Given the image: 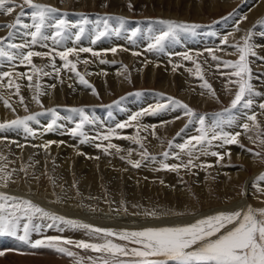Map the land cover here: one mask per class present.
I'll use <instances>...</instances> for the list:
<instances>
[{
	"label": "bare ground",
	"instance_id": "bare-ground-1",
	"mask_svg": "<svg viewBox=\"0 0 264 264\" xmlns=\"http://www.w3.org/2000/svg\"><path fill=\"white\" fill-rule=\"evenodd\" d=\"M18 1L21 2L24 0H15V3L19 4ZM41 1L42 2H40V4H44L52 8H54L58 3L56 0H41ZM58 1L62 2V3L60 2L58 3L60 4V7L65 9H68V7H70L69 0H58ZM81 1H82L81 4H83L85 7L87 6L92 8L94 5V0H81ZM105 1L111 3L112 13L117 15L116 17L118 18L119 21H115L117 22L116 24L115 22L114 23L112 22L114 25L111 24L112 27H110V30L107 32L106 35L102 36L99 40H96V35L99 31L102 30L103 25L100 28L94 22L91 24L89 22V25L87 23V25L83 27L84 32L82 35L79 32V27L66 28L65 33L62 37H56V39L53 40L51 37L55 36L56 30L51 25L55 23V20L57 18L66 19L67 23H69L70 20L74 21L73 17L71 16L66 15L65 17L64 15V18H62L59 17L60 16L59 12L54 13L53 18H50L48 21L49 26H46L44 29H42L44 36L49 38L38 39V41L44 44H48L50 47L52 46V48H50L52 49L51 51H46L47 49L41 50V46H40L42 45L41 43H39L40 47L37 46L38 43H36V45L31 44L30 43L31 40H29L28 37L27 39L25 38L22 39L26 35L28 36L30 31H34V29L31 28V25L33 23L31 13L33 9L29 11V14H27L28 11L24 10V15L21 17V23H20L23 26L24 23L29 22L30 30H26V28L20 29L16 27H11V28L7 27V25L15 24L16 18L20 15L21 8L15 7L14 11L11 14H6L3 11H0V38L3 37L4 35H9L8 37L9 42L5 43L3 41L4 44L2 46V43H0V47H3L8 52H14L17 55V59L15 61H9L7 60V58H0V82L2 83V85L0 86V93L9 94V96H7L9 97V100L7 99V101L8 104L10 103L11 105V107L6 106V104L4 103L5 98L2 96V94H0V123L10 122L12 120L19 119V117L24 118L28 114V109L26 106V104L28 103L31 105L30 109L33 110L37 109L39 103L37 102L38 96L37 97L35 96L37 93L46 94L47 97L43 95L41 96V98L43 99V101L46 102L47 105H50L53 103V101H55L57 97L58 98L63 97V96L61 97L60 95L50 96V94H63V95L88 94L87 97H89L91 94L94 95L97 93L103 95L109 94L110 90H113L114 92L113 94H123L127 89H129L132 86V82H135L136 85H141V83L144 82L146 83L147 81L149 84L157 83L158 87L160 88L158 89L159 91H161L160 93L159 92L156 93L157 95L158 94L170 95L175 93L177 94L178 92H180V94H183L182 96L184 97V100L187 101L189 105H193L197 103L203 105L204 103H207L210 100L209 94L212 93L205 91L203 87L204 83L197 82L198 80L197 81L195 80L196 76L197 77L200 76L199 73L194 71L195 74H190L185 70L193 69L194 64H196L197 62L203 64L204 65L203 70L201 69L202 71H200L202 76L204 74L205 77L207 78V81L215 82L213 87L218 92L226 93L223 92V89L228 88L230 89V91L231 89L234 90L235 87L233 86V83H230L229 81L230 79L235 80V77H229V75H227V73H230L231 70L223 67L221 62L223 59L231 60V58L233 59L234 56L238 55L237 49L233 48L234 42H239V44L243 46L244 38L245 36L248 35L250 37L249 43L252 45L253 51L255 52L254 56L264 57V28L259 29V32L248 31L251 29V27H253L255 22H257L259 19H263L264 0H249V6L251 7L253 6V7L251 9L249 8L250 9V10L248 9L249 11L245 9L246 11L245 14L247 16V17L245 16L246 17L245 26L242 25L243 22L242 23L240 22L241 24L239 27V24L238 23L236 24L237 17H235L234 20L232 19L228 23H226L225 27L224 25L219 26V28L215 30L216 31V33H214L215 37L213 38L212 36L211 38L206 37L203 41H201L203 43L199 42L194 37H191L193 34L187 35V32L180 31L178 40L175 42L167 43L165 45V49L163 52H149L148 50H146L145 52L143 51V49H147L148 44L151 43V37L159 34V31L165 27L164 25L162 24L156 25L153 30L150 29V27H148V25L146 24L147 26L146 25L142 26L140 29L136 28L139 29L140 31L137 32L136 36H131V33L135 30L130 25L126 24L127 23L126 17L127 18L130 16L133 17L132 14H130V12L128 14L125 12L123 13L121 11L123 4L119 0H105ZM136 1L145 4L149 3L148 5L151 6H152L151 2H154V0H136ZM206 1L209 2V4L207 3L209 5V9H212L210 11L213 12L218 7L217 6L219 2L218 0H156L155 3L158 4L160 7L158 9H151L150 6V8H148V10L145 11V13H148V15L146 14L148 17H152V13L155 11L161 17H165L164 18L165 21L168 20L171 21L174 19H181V18H189L190 14H194L196 16L200 15V13L204 11L203 2ZM233 4L234 3L232 0H226L222 3V6L225 9H229L232 7L231 5ZM163 9H165L166 11ZM183 15H186V17H184ZM119 18H123L124 21L123 25L125 24L124 27H121V21ZM194 18L195 17H193V19ZM195 20L198 21L200 19L196 17ZM260 25H262V23H260ZM20 30H22L23 33H20ZM201 31H204L203 35H205L207 30L200 29L198 31L199 32L198 34H200ZM77 35H80V39L78 41L76 40ZM225 37L228 38V44L223 43ZM9 44H23L25 45V48L28 46L29 47L28 49H30L31 51H36L40 53H49V54L53 52V55H54V51L58 54L59 52L65 51L69 48H76L77 50L81 48H91L93 52L99 53V55L91 56L92 55L91 52H82V51L70 55L68 59L73 61L77 65L75 71H70L69 69L64 68L63 66L64 61L61 60L59 55H56V53L53 61L50 60V58L48 60L47 59L48 56L33 57L32 60L35 65V68L36 66L38 68L40 66H43L42 63L44 64V67H42L43 73H41L40 75V72L38 73L33 68L30 69L25 68L26 65L24 67L17 68V64H21V53H26L27 51L26 50L24 51L23 49L9 48L8 47ZM217 44H218V48L216 49ZM124 47L129 48L134 53H141L142 57H140L139 55L138 56L132 55V53L131 54L122 53ZM113 48H116L115 53L111 51V49ZM221 48L223 49L221 50ZM208 49H213V52L207 51ZM102 51H104L105 54H103ZM223 51L226 52V54L221 56V54L219 53H222ZM180 53L181 54L189 53L192 55L193 59L189 61V60H184L182 56H180L179 58L176 57ZM213 55L217 57L216 60L212 59ZM173 56L175 58H173ZM84 61H87V63H85ZM101 61L104 62L102 63ZM122 61L123 63H126V68L124 69H121L119 65V62L122 64ZM53 63L55 64V68H53L52 66ZM180 63L183 64L182 67L179 65ZM210 65L212 68L210 67ZM217 65L220 66L217 67ZM206 67L207 69H205ZM256 67L259 68L260 66L259 67L256 66ZM262 69H263L262 71H264V67H262ZM14 70L17 72L16 74L14 73L15 75L12 74L11 77L2 76L3 73L5 72L13 73ZM76 72H79V74L83 76L86 80L93 83V88L81 84L79 77L76 75ZM21 73H23L24 75L20 76L19 74ZM224 74H226L227 77L220 78ZM37 75H38V80L42 82L40 88H37L34 84L35 79L37 80ZM28 76L32 77L31 81L27 79ZM9 80L13 82V85L16 83L20 85L18 94L22 95L23 101H25L24 105H20V104L17 105L18 102H21L19 98L20 95L19 96L14 95L17 94L14 86L12 88H9L7 86ZM261 83H264V79L259 80L257 77H255L252 85L255 90H259L260 93H263L264 86H262ZM71 96L73 97V95ZM201 96L202 99L198 100L199 98H201ZM166 97L167 96H165L164 98ZM79 98L80 99L78 100H82L81 96H79ZM257 98L259 100L263 99L262 96H257ZM92 99L94 101V96ZM259 104L260 103H258V106ZM252 111L243 108L241 109V111L237 113V115H239L238 116L239 118L235 117L236 115H231L235 117V122L231 126L225 124L224 126L225 131L236 132L239 129L243 130L239 125L243 123H248L247 116L248 114L251 115ZM138 112L141 111L138 110ZM183 113L184 111L180 108H177L175 112H172L170 114V119L176 120L177 117H179V119H177L176 122L171 121V123H170V119L169 120L164 119L165 116L159 117V120L156 119L157 117L152 118L150 120H154V122L156 121V123L153 122V124H156L154 125L156 127L152 128L151 127L153 126L152 122H148L147 124H145V126L143 125L144 127H141L143 131L140 130L139 128H138L139 131H137V129L134 130L129 128L116 129V135L112 139L115 140L114 144L117 145V148H119L120 150L119 151H117L116 149L110 150L112 152L109 151L105 152L104 149L98 150L95 148V144H96L95 140L94 141L91 140L90 137L88 136L92 134L91 129H86V128L85 130L83 129V131L87 134V136L90 139L88 140V142L82 143L81 142L83 140L82 136H72L70 134L71 129L75 126L69 125V123H67L68 121L67 122L65 121V124H61L58 123L60 121L59 120L57 122L54 131L51 132L46 131L47 125L50 124L53 120V117H51L50 115H43V114L35 115L36 123L32 124L33 121L29 122V126L36 133L35 136L25 132L23 127L0 130V168L4 170L3 172H0V176L5 177V179H0V192L10 196L18 197L20 199L30 200L36 206L41 207L45 211L50 212L54 215L62 216L66 220L70 219L80 224H88L91 225L92 227L111 229L116 232H121L124 230H128V231L143 230L145 228L158 227V226H178V225L187 224L186 221L177 222L174 219H170V220L168 219L167 221V220H161V218L158 219L153 217H151L153 219L148 217L150 218V220H148L147 222H143L145 218L147 219L146 213L151 212L152 209H149V207L143 209L140 206L139 208L143 209L141 211V209L136 208L138 206L137 200H139L140 196H136L135 198L134 197L130 198V200H126L124 197V190L126 189L128 182L132 181V183L134 184V182L138 180L137 178H139V176H142L141 174H143V176L147 175V177L154 176L155 178L162 177L164 175L162 180L167 181V184H169V188L171 190H173L175 193H178V191L182 192L181 189L183 188L181 186L179 187L180 180L177 177H175V175H172L173 173L172 174L157 173L156 170L158 169V166L161 165L160 163L163 164L164 161L161 158L160 159L152 158L150 160H147V158L145 157H144L145 159L142 158L140 155L141 153L137 152L132 142L137 144L136 140H139L140 143L144 144L143 140H145L146 141L145 144H147L145 147H147V149L149 147L151 153L160 154V151L161 153H163L162 151H164V148H167V145L165 147V145L161 142H163V139L171 137L172 135L171 136L168 135L172 134V132L176 133L175 132L176 128L177 129L179 128V130L182 128L181 121L184 118L182 116ZM229 116L230 115H228L225 119H228ZM64 118L66 119L67 117L64 116ZM74 119L77 118L74 117ZM62 120L64 119L62 118ZM115 127L114 125L108 127L103 126L101 129L97 127L99 128V130L97 131L94 130L93 133L103 135L106 134L110 129H115ZM194 131L195 130H193V132ZM182 132H183L182 133L183 137H181V139H178V141L175 142L174 145L175 147L172 148V155L174 156V158L166 162H168L167 164L169 165L187 163L188 159L190 158H192L194 161L198 160L200 158L198 157L200 154H202L201 159L208 158V160L205 161L206 168L205 167L204 169L200 168L199 172L195 173L194 176H192L194 177L196 184L200 183V186H202L201 183L203 182V178L205 177V174L202 175L200 173H209L210 170H214V169L216 171V175L218 176V179L219 178L221 180L223 179L225 182L226 180L227 182H229L230 178L231 181L235 179L237 180V178H239L240 180L242 176L241 172H236V169L234 171V168L227 169L228 171L226 172V174H224L225 172L223 173V171H226V169L222 170L224 167L223 166L220 167V165L215 166L214 163L216 162L217 164V160L219 161V159L217 158V156L211 155L210 154L211 152H219L220 154L222 153L221 155H223L224 153L226 152L228 153L229 151L230 155L233 154V156L237 160L241 162L243 161L245 163L244 166L245 168L254 169V170L257 169V162H255V160L251 162L250 161L251 159L250 160L245 159V157L242 156V152L241 153L239 152V154L235 153V150H237L236 145L231 148L232 150L231 151L230 149L228 150V147L226 148L225 145L221 147L220 141L215 142L213 149L211 148L212 149L211 151L207 149L208 155L203 153V150L204 152H206V150L202 148L203 150L193 152L192 157H189L186 150L185 151L181 150L179 147H177V145L184 144L189 139L190 135L193 136V133L191 132L190 128L189 131L188 129H186V130H182ZM241 133L246 134L250 138L248 132L242 131ZM140 134H142V136H140ZM252 134H254V132ZM195 135H199V132L196 131L194 133V136ZM187 136L189 137L187 138ZM119 137H125V138H119ZM243 142L246 143L247 145L248 144L254 145L253 142L250 143L247 139H243ZM20 145H23V147H20ZM42 145H48V147L47 148L40 147ZM122 154L124 155V157H122L123 159L121 157L118 158V155L121 156ZM126 155H129L128 159L125 158ZM185 155L187 161L185 159ZM175 156H177L178 158L183 157L184 159L179 161L176 160L177 157ZM255 157H253V159ZM130 161L138 162L140 164V167H134L133 163H130ZM244 163H242V165ZM208 165L213 166V168L208 167ZM134 168H137V170L138 169L139 170L137 171L135 169L136 170L135 171ZM180 169L182 170L183 168ZM182 171L184 172V170ZM9 176L10 178H7ZM186 176L187 175H185V177ZM159 179L160 178H158V180ZM164 181H162V183ZM159 183L162 184L161 182ZM154 184L158 185L156 183ZM150 185L155 186L149 183V186ZM5 187L7 189L6 192H4ZM151 189L149 188V190L151 191L156 190V188H151ZM247 189L248 190L246 191H249L248 193L254 196L253 192L255 191L254 190L251 191L249 186L247 187ZM141 190L142 189H139L138 191ZM226 190L228 191L227 188ZM233 191L235 190L233 189ZM131 193L138 195L137 189L135 190L132 188ZM171 194H173V192ZM144 195H146V193ZM41 196H43L45 199L44 198L42 199ZM167 197L168 196H166V198ZM245 208L246 206H244V208L242 209ZM145 210L148 211L145 212ZM153 210L157 211L155 209ZM144 215L146 217H144ZM34 222L39 225V230L31 233V239L33 241L36 239H43L45 237L57 236V237H61L62 239H70L73 241L84 240L90 242H98L96 241L95 236L90 234L88 229L72 227L60 222H56L54 226L49 227L48 225L52 224L53 222L51 220H48L47 218H43V219L37 218L35 219ZM142 227L144 228L141 229ZM113 239L114 242L124 243L122 241L115 240V238ZM62 246L68 248L69 251L76 253V256L75 257L68 256L66 254L59 253L52 248L41 247L39 249H34L30 246V244H24L23 242L17 239L13 241L7 239L6 236L0 237V252H3L4 254H8V259L10 261L21 259L20 257L22 256V254L31 255L34 253L36 254L40 253V255L48 254L47 256H49V253L52 251L53 253L50 256L51 258L46 257L49 260L47 259H44L43 261L41 260L43 262L41 264H74L75 260H79L80 258L87 259L89 256L92 258L95 257L94 255L87 253L91 251H86L83 249L76 248L74 244L62 245ZM15 249H19L22 253L20 252L21 253L20 254L19 251ZM11 250H15L16 253L11 252ZM79 250H83L85 252H80ZM29 257H28V262L23 264H36V261L34 262L33 260H30Z\"/></svg>",
	"mask_w": 264,
	"mask_h": 264
},
{
	"label": "snow or ice",
	"instance_id": "snow-or-ice-1",
	"mask_svg": "<svg viewBox=\"0 0 264 264\" xmlns=\"http://www.w3.org/2000/svg\"><path fill=\"white\" fill-rule=\"evenodd\" d=\"M24 4L33 9L31 17L33 23L31 28L34 31H30L31 44H36L38 39H48L44 36L42 29L48 25L50 18H53V14L58 10L50 6L34 3V0H24ZM24 4H16L15 0H0V11L6 14H11L15 7L21 8L20 15L16 18L15 24L7 25V27H15L21 23V17L24 15ZM121 21V27H123V18H119ZM246 19V17H245ZM84 23H87L85 20ZM160 24L165 27L159 31V34L151 37V43L148 44L147 50L149 52H163L165 45L169 42H175L178 40L179 32H191L200 27L195 24L176 23L174 21H159ZM25 28H29L28 24L23 25ZM55 28V36L51 37L53 40L56 37H62L65 33V29L69 27L65 19H56L55 23L51 25ZM108 30V21H104V31H99L96 35V40H99L106 34ZM118 31V30H117ZM139 29L132 32V36H136ZM79 32L82 35L84 28L80 27ZM11 35V34H10ZM80 39V35L76 36V40ZM250 37L245 36L243 46L240 44L233 45L240 53L239 59L233 61H222V66L232 69L230 73H227L229 77H235V80L230 79V83L237 85V91L234 98L231 100L230 108L225 109V113L231 114L232 110L237 109L238 106H242L244 109H251L253 107V96L264 95L260 92L254 91V87L251 83V69L248 64V56L255 55L252 45L249 43ZM95 42V41H93ZM224 44H228V38L223 40ZM9 48L23 49V44H9ZM79 51L91 52L94 56L99 53L93 52L91 48H81ZM113 53L116 52V48L111 49ZM207 51L213 52V49ZM76 48H69L65 51L58 53L61 60L64 61V68L70 71L76 70V63L69 60V56L76 53ZM49 53H40L36 51H27L21 53V63H27L31 65L35 71L39 72L40 69L35 68L32 64V58L37 56H47ZM134 55H140V53H134ZM184 60L191 61L192 55L189 53H182ZM0 58H7L9 61H15L17 55L14 52H8L3 47H0ZM213 60H216L215 55L212 56ZM87 63V61H84ZM102 63L104 61H101ZM53 68L55 64L53 63ZM220 65H217L219 67ZM197 73L200 71V65L196 64ZM58 71V70H57ZM47 74V73H45ZM23 76L24 74H19ZM79 77L80 83L88 85V81L76 72ZM3 77H11V72H5ZM27 79L31 81L32 77L28 76ZM9 88L14 86L16 93H19L20 85L18 83L13 85L11 80L8 81ZM90 86V85H89ZM203 86L215 96V91L211 88V85L204 82ZM54 87V86H53ZM168 103H158L155 107L145 109L141 112H137L131 115L129 121L118 123L115 129H110L106 134L98 137L104 141H110L116 135V129H125L133 126L132 121H137L139 117L145 114H156L168 108L171 104L175 108L184 110V115L195 118L199 124L197 131L199 135L190 137L184 144L178 145L181 150H186L189 157H192L194 151L203 150V147H211L213 141H220V146L240 144L239 137L241 132H229L225 131V124L231 126L235 122L234 116H229L225 119L223 114H218L217 118L209 127L206 123V117L199 116L192 108L187 104L174 98H167ZM21 103L23 97H20ZM37 102H39L37 97ZM6 106L11 107L8 101L5 100ZM259 107L264 110V103H260ZM53 115V120L47 125L46 131H54L57 125L58 114L55 109L50 110ZM72 112L78 113L81 116L80 122L71 129L72 136H82V143L88 142L89 137L83 131L85 124H90L93 121L85 114L83 108L71 109ZM179 119V117H177ZM36 120L35 115H30L22 119L12 120L8 123H0V130L12 129L23 127L24 131L30 135L35 136V132L29 126V122ZM247 120L256 124L257 117L253 113L247 116ZM245 132L249 129V123H243L239 125ZM137 131H139L137 129ZM211 134V135H210ZM125 138V137H119ZM140 143L139 140H136ZM264 143V141H261ZM99 147V145H97ZM243 147V145H240ZM23 147V145H20ZM40 147L47 148L48 145H42ZM140 147L143 148V144L140 143ZM171 147V145H170ZM110 148H114L117 151V145L109 143L104 148L105 152H108ZM249 151H251L249 149ZM213 156L223 159V155L219 152H211ZM230 155V153H226ZM142 157L148 155L145 149L141 153ZM256 155H259L258 153ZM163 156L167 158L168 152L163 153ZM178 158V157H177ZM198 158V157H197ZM134 167H140L138 162H131ZM201 167L202 165H195L193 159L190 158L187 163L169 165L163 164L165 170L178 171L180 168ZM211 167V165H208ZM4 170L0 168V172ZM7 178H10L7 177ZM0 179L5 177L0 176ZM264 182V174H261L257 178V184ZM259 191L264 192V188H259ZM154 215V214H153ZM37 218H47L53 223L48 225L54 226L56 222H60L72 227L88 229L90 234L95 236L96 241H73L70 239H62L57 236L45 237L43 239H31V233L39 230V225L34 221ZM8 236L13 237L24 244H30L32 248H52L59 253L66 254L68 256H76V253L69 251L68 248L62 245H73L76 248L100 253L101 255L97 259L88 257L91 264H264V209H255L251 206L242 210L234 211H221L213 215H207L202 218L196 219L194 223H188L178 226H163V227H150L143 230L128 231L124 230L116 232L111 229L92 227L88 224H80L74 220H66L62 216L54 215L45 211L43 208L36 206L30 200L20 199L15 196H10L0 192V237ZM122 241L124 243L114 242V239ZM129 245H132L131 247ZM0 252V255H3ZM128 258V259H124ZM77 264H83V258L77 261Z\"/></svg>",
	"mask_w": 264,
	"mask_h": 264
},
{
	"label": "rangeland",
	"instance_id": "rangeland-1",
	"mask_svg": "<svg viewBox=\"0 0 264 264\" xmlns=\"http://www.w3.org/2000/svg\"><path fill=\"white\" fill-rule=\"evenodd\" d=\"M56 1L58 3L60 2L58 0H56ZM119 1L123 4L122 5V9H124V10L121 9V11L123 13L125 12V13H128L129 14V12H130V14H132L133 17H131V16L128 17V18L126 17V22H127L126 24L130 25L132 28H134V30H136V28H139L140 29L142 26H145L146 24L148 25V27H150V29H153L154 30V28H155L156 25H160L159 21L164 20V18H165V17H161L160 15H158V13L155 12V11L152 13V17H148L147 16L148 13H145V11L148 10V8H150L151 5H148L149 3L148 4H145V3L137 2L136 0H132V1L131 0H119ZM155 1L156 0H154V2H151V4H152L151 9H158L160 7L158 4L155 3ZM218 1H219L218 4H217L218 7L213 12L210 11L212 9H209V5H208L209 2L206 1V2H203V7H204L203 10L204 11H202L200 13V15L196 16L194 14H190L189 15V18L174 19V20H171V21H174L176 23H179L180 22V23L195 24V25L199 24L200 27L196 28L194 31L187 32V35H192L193 34L191 37H194L199 42L203 41L206 37H209V38H211V36H212V38L215 37L214 36V33H216L215 30H217L219 28V26H222V25H224V27H225L226 23H228L232 19L234 20L235 17H237L236 18V24L238 23L239 24V27H240V24L242 22L244 23V24L242 23V25L245 26V21H246V19H245V16H246L245 9L248 10L249 8L251 9L253 7V6L252 7L249 6V0H232L234 4L231 5L232 7L229 8V9H225L222 6V3L224 1H226V0H224V1L223 0H218ZM37 2L40 3L42 1L41 0H34V3H37ZM69 2H70V5H69L70 7H68V9H65V8L60 7V4H58V3L54 7L55 9L58 10L57 12L60 13V16L59 17L64 18V15H65V17H66V15L73 17L74 21H71V20L69 21V23H68L69 27L68 28H72V27H79L80 28V27H84L85 25H87V23L89 25V22H90V24L94 22L100 28L103 25L102 30L104 31V21L107 20L108 21V30H107V32H108L110 30V27H112V25H114L113 23L115 21H119L118 18L116 17L117 15L114 14V13H112V5L108 1L106 2L105 0H94V5H93L92 8L87 7V6L85 7L83 4H81L82 3L81 0H69ZM127 2H128V4H127ZM60 3H62V2H60ZM204 3H206V4H204ZM220 3H221V5H220ZM19 4H24V1L19 2ZM24 10L28 11L27 14H29V11H31L32 9L30 7H28L26 4H24L23 11ZM163 10H165V9H163ZM183 16L186 17V15H183ZM193 17H195V18L198 17V19H200V20L197 21V20H195V18L193 19ZM113 19H115V20H113ZM85 20L87 21V23H84ZM98 20H100V21H98ZM168 21H170V20H168ZM193 22H195V23H193ZM116 23L117 22H115V24ZM260 23H262V25H260ZM24 24L30 25L29 22H26ZM124 25H123V27H124ZM234 25H232V26H234ZM262 26H264V17H263V19H259L257 22H255V24L253 25L254 28L251 27V29L248 30V31H252V32L253 31H258L259 32V29L264 28ZM15 27L16 28H20V29L25 28L24 26H22V24L16 25ZM200 29H206L207 30L206 31V34L203 35V32L204 31H201L200 32V34L202 33L201 35L198 34L199 33L198 31ZM26 30H30V28H26ZM21 31L22 30H20V33H23V31L22 32ZM107 32H106V34H107ZM248 33H250V32H248ZM208 34H209V36H208ZM131 36H132V33H131ZM8 37H9V35H4L3 37L0 38L1 39L0 40L1 42L0 43H2V46L4 44L3 41L5 43L6 42H9V40H8L9 38ZM27 37L29 38V40H31V37H29V35L28 36L26 35L22 39H24V38L27 39ZM37 43H38L37 46H39V43L42 44V45H40L41 46V50H46V49H47L46 51H51L52 50V49H50V48H52V46L50 47L48 44H44V43H42L40 41H38ZM201 43H203V42H201ZM237 44H239V42H234L233 45H237ZM34 45H36V44H34ZM28 48H29L28 46L26 48L24 47L23 50L24 51L25 50L26 51H29L30 49H28ZM217 48H218V44L216 45V49ZM233 48L236 49L235 47H233ZM222 49L223 48H221V50ZM146 50L147 49H143V51H145V52H146ZM55 53L56 52L54 51V55H53V52L50 55H47L48 56L47 59L49 60V58H50V60L53 61L54 58H55ZM77 53H79V50H77ZM102 53L105 54L104 51H102ZM122 53H125V54H131L132 53V55H134V52L131 51L129 48H126V47L123 48ZM180 54H178L176 57L179 58L180 56H182ZM219 54H221V56H223V55L226 54V52L223 51L222 53H219ZM237 54L238 55L237 56H234L233 59L231 58V60H229V59H223L222 61L229 60V61L235 62V61H237V59H239L240 53L238 52ZM56 55H58V54L56 53ZM91 56H93V54ZM139 56L142 57V54L140 53ZM174 56H175V54H174ZM174 56H173V58H175ZM182 63L179 64L181 67L183 65ZM32 64H34L33 63V60H32ZM196 64H199L200 65V71H202L204 65L203 64H200L198 62ZM196 64H194V68L193 69H188V70H185V71L188 72V73H190V74H195L194 71L197 72V70H195L196 69ZM248 64H249V67L251 69V76H252L251 83L254 82L255 77H257L259 80L260 79H264V71H262L263 70L262 67H264V57L263 56H256L255 57L253 55L252 56L249 55L248 56ZM25 65H26L25 68H27V69L32 68V66L31 65H28L27 63L17 64V68L24 67ZM42 65L43 66H40L41 68L40 67L38 68L36 66L37 69H40V71H39L40 72V75H41V73H43L42 67H44V64L42 63ZM119 65H120L121 69L126 68V63H123V61H122V64L119 62ZM256 66H258V67L260 66V67L257 68ZM210 67H211V65H210ZM205 69H207V67ZM230 70L233 71L232 69H230ZM200 71H199L200 76H198V77L196 76L195 77V80L196 81L198 80L197 82L204 83L205 81H207V78L205 77L204 74L202 76V74H201ZM14 73L16 74L17 72L14 70L12 74H14ZM262 75H263V77H262ZM225 77H227L226 74H224L220 78H225ZM37 83H38L39 86L37 85ZM207 83L210 84L211 85V88L215 91V96H213L212 94H209L210 100L208 101L209 103L207 102L208 104L207 103H204L203 105H201V104H198L197 103V104H193L194 106L193 105H189L188 102L184 100V97L182 96L183 94H180V92H178L177 94L175 93V94H170V95H168V94H166V95L165 94L164 95L158 94L157 95L156 93H158V92L160 93L161 92V91H159L160 88L158 87V84L157 83L149 84L148 81L146 83L145 82L144 83H141V85H136L135 82H132V86L129 89H127L125 91V93H123V94H113L114 93L113 90H110L109 91V94H104V95L103 94H99V93L96 92L97 94H94V95L91 94L89 97H87L88 94H64V95L63 94H50V96H52V95H60L61 97L63 96L62 98H58L57 97L55 99V101H53V103L50 104L52 106V108H51L50 105H47L46 102L43 101V99L41 98V96H43V95L46 96V94L37 93L35 96L36 97L38 96V100H39L38 108L35 109V110H33V109H30L31 105L29 103L26 104L27 109H28V114L25 117L30 116V115H42V114L43 115H50L51 117H53V115L51 114L52 112L50 110L55 109V111H56V113L58 114V117H59L57 119V122L60 120L58 123L65 124V121L66 122L68 121L67 123H69V125L75 126L77 123L80 122L81 116L78 113L72 112L71 109H74V108H83L85 114L91 120L93 119L92 120L93 122L90 123V124H85L83 129L84 130H85V128L86 129H91L92 134H90L88 136L90 137L91 140H93V141L95 140V142H96L95 148L98 149V150H102L105 147H107V145L109 143L114 144V141L115 140L114 139H111L110 141H104L102 139H99L98 137H101L102 134L93 133L94 130L97 131V130H99V128L101 129L103 126L104 127H108V126L114 125V127H115L118 123H123L124 121L127 122V121H129L131 115L137 113L138 110L139 111H143V109L145 110V109H148L149 107H150L149 108V110H150L151 108L155 107V105L158 104V103H165L166 104L168 102V99L167 98H169V97L170 98H174L175 100H179V101L183 102L184 104H187L199 116L206 117V123H207V125L209 127L214 122V120L217 118V115L218 114H223L224 118H226L228 115H236L235 117H238L239 115H237V113L239 111H241V109H243L242 106H238L237 109L232 110L233 113L231 112V114L224 112L225 109L230 108L231 100L234 98V95H235L236 91L238 90L237 89V85L233 83V86L235 87L234 90L231 89V91H230V89L226 88V89H223V92H226V93H222V92H218L213 87V85L215 84V82L207 81ZM34 84H35V86L37 88H40L41 85H42V82L38 80V75H37V80L35 79V83ZM263 84L264 83H261L262 86H264ZM1 85H2V83L0 82V86ZM87 86L90 87V88H93V83H91L90 81H88V85ZM204 89H205L206 92H210L209 89H206L205 87H204ZM254 91L259 92V90H255V89H254ZM0 94H2V96L5 98V100H7V99L9 100V97H7V96H9V94H4V93H0ZM262 94H264V92ZM14 95L19 96L20 94H14ZM69 95H70V97H69ZM71 95H73V97ZM76 95H78V96H76ZM140 95H141V97H140ZM79 96H81V99L82 100H78V99H80ZM93 96H94V101L95 102L92 99ZM165 96H167V97L164 98ZM260 96H262L263 99H260L259 100L257 98V96H253L252 97L253 103L254 102L255 103L253 104L252 109H249L251 111L254 109L251 112V114H253V113L256 114L257 123H258L259 127H257L255 123L248 121L249 127L252 126V127L249 128L250 130L247 131L249 133V135H250V138L246 134L241 133L240 137L238 138L239 141H240V144L225 145L226 148L228 147V150L229 149L231 150V148L236 145V149L237 150H235V153H238L239 154V152L240 153L242 152V156H244L245 159H249V160L251 159L250 160L251 162H253L255 160V162H257V169L254 170V169H247V168H245L244 167L245 166V163L243 161L241 162V161L237 160L233 156V154L227 155L226 154L227 152L223 154V157L224 158L222 160L219 159V157H217L219 159V161L217 160V164H216V162L214 163L215 166H219V165H220V167L223 166L224 168L222 170L226 169V171H223V173L225 172L224 174H226V172L228 171L227 169H231V168H234V171L236 169V172H241V175L242 176H241V179L240 180H239V178H237V180L235 179L233 181H231V178H230V181L229 182H227L226 179H225L226 182L223 179L221 180L220 178H219L220 179L219 180L218 179V176L216 175V171L214 169V170H210L209 173H200L202 175L205 174V177L203 178V182H202L203 184L201 183L202 186H200V183H197L196 184L195 179L192 176H194L195 173L199 172L200 168L204 169V167H205V161L208 160V158L201 159L202 154H200L198 156V157H200L198 160H195V161L193 160V163L195 165L196 164L197 165H202L204 163L203 166H201V167H193V166L191 167L190 166L187 169L186 168H183L182 170H184V172L181 169H179L178 171H174V172L173 171L170 172V170L163 169V164L168 163L166 161H170L171 159L174 158V156L172 155V148L175 147L174 146L175 145V142L178 141V139H181V137H183L182 136V133H183L182 130L188 129V131H189V128H190V130H191V132L193 133V136H194V133L199 128V124L195 120V118L187 117V116L183 115L184 113L182 114V116L184 118L181 121V127H182L181 129L182 130L181 129L179 130V128L178 129L176 128L175 129L176 130L175 131L176 133L172 132V134H169L168 135V136H171L172 135L171 137H168L166 139H163V142H161V143H163L165 145V147L167 145V148H164V151H162L163 153H165V152H168L169 153V156L167 158H165L163 156V153H161V151H160V154H153V153H151L149 147H148V149H147V147H145L147 145V144H145L146 143L145 140H143V142H144V144H143L144 147L143 148L140 147V143L135 144V143L132 142V144L135 146V149L137 150V152L142 153L145 149L147 150L148 155L145 157V158H147V160H150L152 158L153 159H160L161 158L164 162H163V164L160 163L162 166L161 165L158 166V169L156 170L157 173H160V174H162V173L163 174H167V173L172 174L173 173L172 175H175V177H177L180 180V182H181V183L179 182V187L181 186L183 188V189H181L182 192H179L178 191V193H175L173 190H171L169 188V184H167V181L166 180L165 181L162 180V178H163L164 175L162 177H158V178H160L158 180L157 177L156 178L154 176L147 177V175L146 176L144 175L145 176L144 177L143 174H141L142 176H139V178H137L139 181L136 180L137 183L134 182V184H133L132 181H129L130 183L128 182V185H127L126 189L124 190V197H125V199L126 200H130V198H133V197L135 198L136 196H140L139 200H137V205L138 206L136 208H139L141 206L143 209L144 208H148V207H149V209H152L151 212H147L148 210H145V212H147L146 213L147 214V219L145 218V220L143 222H147L148 220H150L151 217H153V218H158V219L161 218V220H167V221H168V219L169 220L170 219H174L177 222L178 221H186L187 224H188V223H194L196 221V219L202 218V217L207 216V215H213V214H216V213L221 212V211L242 210V208H244V206H246V207L251 206L253 208L255 207V209H264V193L261 192V191H259V188H264V182H261L259 185L257 184V178H258V176L261 175V174H264V143L261 142V141H264V115H263L264 114V110L262 111V109L258 106V103H264L263 102L264 96L263 95H260ZM20 97H22V95H20ZM65 97H67V98H65ZM74 98H76V99H74ZM200 99H202V96L198 100H200ZM44 100H46V99H44ZM164 100H166V101H164ZM75 101H77V102H75ZM96 101H98V102H96ZM24 103H25V101H23L22 103L21 102H18L17 105L18 104L24 105ZM86 104H88V105H86ZM145 106H146V108H145ZM43 108H44V110H43ZM135 108H137L138 110L135 109ZM40 109H41V111H40ZM176 109L177 108H175L174 106H172L171 104H169L168 105V108H166V109H164V110H162V111L159 112L160 114L158 112L156 114H145V115H143V117L142 116L139 117L137 121H132L131 123H132L133 126L128 127V128L129 129H134V130H136V129L139 128L140 130H142L141 127H144L145 124H147L148 122H152V125L153 126H151V127L152 128H155L156 126H154V125H156V124H153L154 120H150V119L157 117L156 119L159 120V117L165 116L164 119L169 120L170 119V114L172 112H175ZM257 109H260V110H257ZM130 110L133 111V112L135 111V112L133 113ZM127 111H129V112H127ZM234 113H236V114H234ZM126 115H127V117H126ZM248 115H250V114H248ZM64 116L67 117V118L65 119ZM111 116H113V117H111ZM115 116H117V117H115ZM74 117L77 118V119H74ZM128 117H129V119H128ZM243 117H246V116H243ZM20 118H22V117H19V119ZM62 118L64 120H62ZM115 121H118V122H115ZM171 121L172 122L173 121L176 122L177 119L176 120L170 119V123H171ZM4 123H8V122H4ZM34 123H36V120H33L32 124H34ZM37 123H38V121H37ZM139 123H140V125H139ZM154 123H156V121ZM61 124H60V126H61ZM97 127H99V128H97ZM196 127H197V129H196ZM192 128H194V129H192ZM193 130H195V131L193 132ZM238 131L242 132L244 130H240L239 129ZM135 132H137V131H135ZM251 132L252 133L254 132V134H252ZM140 136H142V134H140ZM188 137L189 136H187V138ZM190 137H192V136L190 135ZM243 139H247L250 143L253 142L254 145H252V144L251 145H249V144L247 145L246 143L243 142ZM15 140H17V139H15ZM215 142L216 141H213L212 142V146L211 147H203V146H201L203 149L206 150V152H204V150H203V153L204 154H207V149L211 151L213 149V146H214ZM255 142H256V144H255ZM241 144L243 145V147L240 146ZM97 145H99V147ZM170 145H171V147H170ZM238 146L240 147V149H239ZM177 147H178V145H177ZM113 149L114 148H111L108 151L109 152H112L110 150H113ZM140 149H141V151H140ZM249 149L251 151H249ZM210 151H208V152H210ZM194 152H196V151H194ZM228 153H229V151H228ZM257 153L259 155H256ZM250 154H252V155H250ZM119 157L122 158V157H124V155L123 154L121 156L118 155V158ZM128 157H129V155H126L125 156L126 159H128ZM141 157H142V155H141ZM175 157H177V156H175ZM250 157H252V158H250ZM253 157H255L256 159L255 158L253 159ZM142 158H144V157H142ZM183 159H184L183 157L176 158V160H179V161H181ZM185 159H186V155H185ZM209 160H211V159H209ZM256 160H258V161H256ZM186 161H187V159H186ZM222 162H223V164H222ZM242 163H244V164L242 165ZM211 168H213V166H211ZM135 169L137 170V168H134V170ZM185 175H187V176L185 177ZM232 179H234V178H232ZM245 179L248 180V181H246ZM162 181H164V182L162 183ZM238 181H240V182H238ZM249 181H250V183H249ZM142 182L143 183L145 182L144 183L145 186L143 185ZM159 182H161L162 184H160ZM149 183L150 184H153V185H155L154 183H156L158 185L160 184V185L159 186L158 185H155V186H151L150 185L149 186ZM230 183L233 184V185H231ZM146 185H148V186H146ZM203 185H204V187H203ZM248 186L250 187V189L253 187L251 189V191H253V190L255 191V192H253L254 193V196H252V194H249L248 193L249 191H246V190H248L247 189ZM132 188L135 189V190L137 189L138 195H135V194H132L131 193ZM149 188L150 189L151 188H156V190L155 191L154 190L151 191L152 189L149 190ZM226 188L228 189V191L226 190ZM231 188H232V190H231ZM139 189H142V190L141 191H138ZM161 189H163V190H161ZM201 189H202V191H201ZM233 189L235 191H233ZM218 190H220V191H218ZM6 191H7V189L5 187L4 192H6ZM172 192H173V194H171ZM145 193H146V195H144ZM131 195H133V196H131ZM158 195H160L162 197H160ZM166 196H168V197L166 198ZM41 198L43 199L44 197L41 196ZM169 200H171V201H169ZM171 202H173V203H171ZM174 202H175V204H174ZM142 208H139V209H141V211H142L143 210ZM153 209L157 210L158 212L157 211H154ZM152 212H154V213H152ZM87 213H89V212H87ZM143 214H141V215H143ZM145 215H144V217H146ZM148 217H150V218H148ZM153 218H151V219H153ZM162 218H164V219H162ZM158 227H163V226H158ZM143 228L144 227H142L141 229H143ZM6 238L15 241V239L12 238V237L6 236ZM129 246L131 247L132 245H129ZM34 249H39V248H34ZM15 250H18L19 253L21 252L19 249H15ZM15 250H11V252H15ZM79 251L80 252H85L83 250H79ZM52 253H53V251L49 253V256H47L48 254L47 255H44V254L43 255H40V253L39 254L38 253L37 254L36 253L31 254L32 256L30 254L29 255L22 254V256L20 257L21 259L14 258L16 260H12V261H10L8 259V254H3L4 256L3 255L0 256V264H18V263L19 264H23V263L28 262V257L29 256H30L29 257L30 260H33L34 262L36 261V264H41V263H43L42 261L44 259L49 260L48 258H51L50 256L52 255ZM87 253H89L91 255H94L95 257L93 259H97L101 255L100 253H95V252H87ZM46 257H48V258H46ZM124 259H128V258H124ZM77 261L78 260H75L74 264H77ZM83 264H91V262L89 261L88 258L87 259L85 258V259H83Z\"/></svg>",
	"mask_w": 264,
	"mask_h": 264
}]
</instances>
